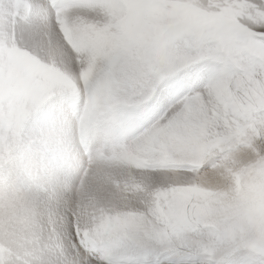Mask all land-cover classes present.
Instances as JSON below:
<instances>
[{"label": "snow or ice", "instance_id": "6c2138e0", "mask_svg": "<svg viewBox=\"0 0 264 264\" xmlns=\"http://www.w3.org/2000/svg\"><path fill=\"white\" fill-rule=\"evenodd\" d=\"M0 264H264V0H0Z\"/></svg>", "mask_w": 264, "mask_h": 264}]
</instances>
